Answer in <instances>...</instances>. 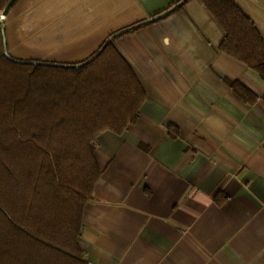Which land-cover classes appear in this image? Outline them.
Returning a JSON list of instances; mask_svg holds the SVG:
<instances>
[{
	"label": "crops",
	"instance_id": "0c3cea01",
	"mask_svg": "<svg viewBox=\"0 0 264 264\" xmlns=\"http://www.w3.org/2000/svg\"><path fill=\"white\" fill-rule=\"evenodd\" d=\"M179 2L14 0L4 15L9 57L32 62L82 63L129 29L115 44L146 98L133 124L97 136L85 264H264V79L219 50L200 0ZM235 2L264 40V0Z\"/></svg>",
	"mask_w": 264,
	"mask_h": 264
},
{
	"label": "trees",
	"instance_id": "16d2710c",
	"mask_svg": "<svg viewBox=\"0 0 264 264\" xmlns=\"http://www.w3.org/2000/svg\"><path fill=\"white\" fill-rule=\"evenodd\" d=\"M10 1L0 0V11ZM200 1L224 32L219 50L264 79V40L253 21L235 0ZM1 27L0 264H85L79 234L100 175L97 136L133 124L145 90L117 36L78 67L34 64L4 56Z\"/></svg>",
	"mask_w": 264,
	"mask_h": 264
},
{
	"label": "water",
	"instance_id": "95a60500",
	"mask_svg": "<svg viewBox=\"0 0 264 264\" xmlns=\"http://www.w3.org/2000/svg\"><path fill=\"white\" fill-rule=\"evenodd\" d=\"M14 0H11L10 1V3L2 10V12H1V17H0V23L1 24H3L4 23V15L6 14V12L8 11V9H9V7H10V5L12 4V2H13ZM180 4V3H179ZM179 4H177V5H179ZM168 11L169 10H167V11H165V12H163L162 14H160V15H158V16H156L155 18H153V19H149V20H146V21H144V22H142V23H144V24H146V23H149V22H151V21H153V20H155V19H157V18H160V17H163V16H165L167 13H168ZM137 25H140V24H137ZM137 25H135V27L137 26ZM134 27V26H133ZM129 29L127 28V29H123V30H120V31H118V32H116L115 34H113L105 43H104V45L106 44V43H108L112 38H114V37H116V36H118V35H120L121 33H124V32H126V31H128ZM1 32H2V44H3V52H4V56L5 57H7V58H9V55H8V52H7V47H6V42H5V38H4V30H3V28L1 29ZM103 45V46H104ZM102 46V47H103ZM32 63H34V64H37V63H41V62H32ZM43 63H45V62H43ZM45 64H51V63H45ZM81 65V63H79V64H76V65H72V66H76V67H78V66H80ZM65 66H69V65H65Z\"/></svg>",
	"mask_w": 264,
	"mask_h": 264
},
{
	"label": "rangeland",
	"instance_id": "374dc122",
	"mask_svg": "<svg viewBox=\"0 0 264 264\" xmlns=\"http://www.w3.org/2000/svg\"><path fill=\"white\" fill-rule=\"evenodd\" d=\"M3 10V9H2ZM2 10L0 11V17L2 16L1 15V12H2ZM4 17V19H5V16H3ZM1 28H3V30H4V23H3V27H1ZM2 33V32H1ZM4 38H5V30H4Z\"/></svg>",
	"mask_w": 264,
	"mask_h": 264
}]
</instances>
